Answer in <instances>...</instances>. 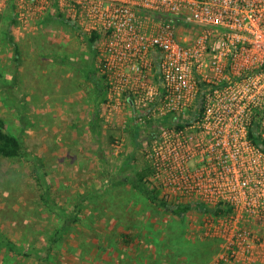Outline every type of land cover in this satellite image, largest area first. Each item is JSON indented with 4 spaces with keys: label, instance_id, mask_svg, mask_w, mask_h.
<instances>
[{
    "label": "built area",
    "instance_id": "built-area-1",
    "mask_svg": "<svg viewBox=\"0 0 264 264\" xmlns=\"http://www.w3.org/2000/svg\"><path fill=\"white\" fill-rule=\"evenodd\" d=\"M98 30L111 115H131L161 195L220 202L205 223L223 258L264 260V0H15ZM193 111L185 121L183 117ZM156 125H153L155 128Z\"/></svg>",
    "mask_w": 264,
    "mask_h": 264
},
{
    "label": "rangeland",
    "instance_id": "rangeland-1",
    "mask_svg": "<svg viewBox=\"0 0 264 264\" xmlns=\"http://www.w3.org/2000/svg\"><path fill=\"white\" fill-rule=\"evenodd\" d=\"M43 16L20 17L15 0H0V116L43 156L56 208L42 202L27 160L0 157V235L29 252L3 245L0 264H247L223 258L222 241L205 233L211 212L178 216L120 182L147 165L143 141L153 132L138 131L135 146L132 116L111 115L103 103L94 134L98 69L92 70L94 61L100 66L101 49L91 50L77 26ZM10 18L18 63L5 33ZM75 204L81 210L75 221L56 211L64 206L69 213ZM64 218L67 228L47 255L49 236Z\"/></svg>",
    "mask_w": 264,
    "mask_h": 264
},
{
    "label": "trees",
    "instance_id": "trees-1",
    "mask_svg": "<svg viewBox=\"0 0 264 264\" xmlns=\"http://www.w3.org/2000/svg\"><path fill=\"white\" fill-rule=\"evenodd\" d=\"M47 19H51L53 17H57L59 19H62L66 22L71 23L74 26L78 25L73 21L71 18L66 17L65 14L62 11L57 12H48L45 16H43ZM15 22L14 18H10L9 25L5 29L6 37L8 40H10L13 43L14 52H15V60L17 63L19 62V46L18 44L13 40V37L11 35L10 26ZM79 28V27H78ZM80 34L82 37V40L85 41V43L88 45V47L91 50H96L98 43L101 39V33L98 30H93L89 33L83 32L80 28ZM98 69V76L94 78V84H95V96H96V109L94 113L97 115L93 118L92 123V129L96 136L97 134V128H100L101 125L98 123L99 121V110L100 106L103 103L107 102V92H108V82L106 79V75L101 71V67L94 61L93 62V72L94 70ZM95 74L96 71H95ZM12 88L6 87V91L11 92ZM193 111H190L183 119L186 121L191 115ZM158 122H165V119H160ZM132 135L134 139L135 146L139 144V138H138V131L142 130V127L135 122H132ZM146 126L152 127L151 131L153 133L156 132V127L153 128V121L147 120L145 123ZM152 135V134H151ZM251 137L253 140L258 143L259 145L263 146L264 149V140L261 139L259 136H257L254 132H252ZM102 150L99 149V153H101L102 156ZM0 157H6V158H22L29 162V165L31 167V174L33 176V179L36 182L37 187L40 189V198L42 202H44L45 206H47L51 211H55L56 208L55 202L50 196V185H49V178H48V172L46 170L45 162L43 159V156L37 152L30 151L27 146L25 145L23 139L13 133L7 126V123L5 119L0 116ZM133 162V155L127 156L124 158L123 163L120 166V169L125 172L130 164ZM152 175V168L147 164L141 168L134 169L131 171L128 175L121 176L120 182L121 183H129L134 189L138 190L139 192L145 194L147 197H149L153 202H155L159 207L164 208L166 210H169L173 213H175L178 216H182L185 213H187L191 209H197L202 212H211L215 215H221L226 214L230 211V207L228 204L220 202L217 205L209 206L206 205L203 202L192 200L187 202H181L177 200H172L164 195L159 196L160 190L156 186V184L151 180ZM152 185V186H151ZM83 195V194H81ZM58 210L57 213L61 214L63 213V216L68 214V219L75 221L81 212V210L78 207V204L74 205V209L68 213L66 211V208L64 206H57ZM61 211V212H59ZM67 218H64L62 223L63 225H60V227L57 229L56 233L52 236H49L50 243L47 245L45 252H50V249L54 246V243H57L60 237L63 235L64 231L67 227L66 220ZM126 236V235H125ZM127 237V236H126ZM3 245H7L10 247L11 250H15L18 253H21L23 255H28V249L25 248L23 245L17 244L15 240L8 239L7 237L0 235V247Z\"/></svg>",
    "mask_w": 264,
    "mask_h": 264
}]
</instances>
